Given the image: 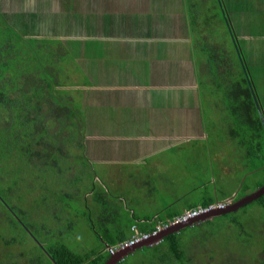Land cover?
I'll list each match as a JSON object with an SVG mask.
<instances>
[{"label":"rangeland","instance_id":"374dc122","mask_svg":"<svg viewBox=\"0 0 264 264\" xmlns=\"http://www.w3.org/2000/svg\"><path fill=\"white\" fill-rule=\"evenodd\" d=\"M85 1L31 0L32 4L27 7L28 0H9L4 11L10 21L26 32L29 37L60 35L68 52L81 53L85 49V54L89 47L82 43L85 42L86 34L84 17L75 16V12L78 11L75 7L84 5ZM186 1L189 7V26L193 36L195 65H202L201 62L206 56L205 65L213 64V56L216 55L214 64L206 66L212 74L219 72L223 58L229 60L235 58L229 34L220 19L221 10L216 0ZM223 1L229 12L233 14L231 24L233 26L234 23L235 30L239 29L237 20L239 17L241 20L245 19L242 21L243 29L249 24L252 33L256 31L260 35L261 31L264 32V25H261V30L253 27L254 20L264 22V0H256L253 13L250 12L252 14L247 16L236 13V9L246 11V6L248 7L246 0ZM90 10L92 12V9ZM23 12H32L31 17L22 15ZM45 18H49L53 23ZM196 37H199L198 44H196ZM211 42L215 50L212 49ZM79 44L81 46H78ZM58 52L64 51L59 49ZM251 56H254V53ZM76 58L82 57L77 54ZM64 67L66 70L62 69V72L58 69L56 71L54 65L48 68L55 84L58 82L63 85H56L59 92L55 95V106L57 109L60 108L63 114L69 115L68 120L62 117L65 121L63 120L61 126L65 130L61 144L63 152L58 156L59 166L56 170L43 166L38 158L34 159L27 153L32 151L30 147L35 146L30 137V130H27L29 137H25L24 133L20 136L14 133V138H12V129L0 128V137L6 142V147L0 146V153L5 158L4 178L8 180V189L4 191L0 189V194H8V197L4 199L9 204V208L13 209L14 215L20 218L25 225L32 228L38 241L43 243L49 237L54 243L62 242L67 245L77 255L95 254L98 256L103 252L102 238L108 236L107 229H110L111 233H113V226H118V230H124L122 227L132 221L120 202L127 199V195L137 197L140 202V193L146 189V185L144 181L138 179L133 182L134 185L122 189V194H118L116 189L109 192L107 187H98L90 197L87 196V191L91 190L79 184L78 180L84 173L83 171L77 172V169L85 170L83 167L85 148L82 145L85 147L92 139V135L86 134L84 132L86 128H82V125L79 128L75 127L76 122L85 117L84 111H82L83 117L77 118V121L75 119L74 124H69L74 116V110L81 109L78 99L82 97L80 92L71 91L70 88L83 86L86 75H82L81 70L73 61L64 60ZM229 71L232 72L231 80L226 85H220V80H217L219 87L215 91L212 90V96L208 92L210 76L207 72L199 76L202 85L201 113L207 140L192 141L190 145L183 146V149L175 151L174 154L167 153L159 157L162 163L161 169L159 168V173L155 175L156 178H150V181L158 189L166 190V201L170 199L176 201L177 197L183 194L182 197L185 196L182 201L183 205L199 204L204 202L205 196L228 198L235 193L239 195V198L244 196L241 198L244 200L245 196L253 195L264 185V172L254 171L255 167L260 166L259 159L249 161L246 158V151L238 147V140L231 139L227 133V123L230 121L233 126L234 116L231 109L233 106L240 105L239 101L230 98V92L232 89L236 92V85L241 82V74L232 60ZM256 83L259 99L264 106V78L257 77ZM67 101L73 104L72 110L66 109ZM57 112L58 117L60 111L57 110ZM85 112L91 113L88 109ZM22 122L28 125L27 122ZM54 132H58L56 127H54ZM98 133L102 135L103 132L98 130ZM46 161L47 159L44 160V164ZM70 161L72 167H74L73 164L78 166L74 168L72 176L69 171ZM232 172L234 173L230 174ZM162 174L166 181L162 180ZM18 176L24 179V183L15 185L14 182ZM126 176L132 177L129 174ZM118 183L119 179L114 182L116 185ZM9 185L12 187L11 193H9ZM51 188H56L61 192H58L56 196L47 194L46 191ZM169 189L175 192L170 193ZM134 192L138 195L134 196ZM69 195L73 197L65 202V196ZM155 196L161 199L160 193ZM121 197L124 200L121 201L119 199ZM241 199L239 202L242 201ZM89 201H92L93 205L91 209L89 207L90 211L86 210ZM131 202L134 204V201L131 200ZM9 223L10 218L1 224L3 227ZM18 229L17 227L16 230ZM257 233L264 235V200L262 203H252L235 214L215 218L206 225L185 228L176 234L174 239L162 241L154 247L137 250L118 264H262L259 260H264V255L259 252L264 244L258 239ZM16 235L26 241L25 247L20 249V254L25 255V257L21 256L23 258L20 260L21 264L22 262L30 264L31 258L50 264L48 257L38 250L36 244L26 236V233L19 229ZM91 263L88 261L84 264Z\"/></svg>","mask_w":264,"mask_h":264},{"label":"crops","instance_id":"0c3cea01","mask_svg":"<svg viewBox=\"0 0 264 264\" xmlns=\"http://www.w3.org/2000/svg\"><path fill=\"white\" fill-rule=\"evenodd\" d=\"M7 1L9 0H0V10L3 13H6L4 10L8 5ZM216 2L221 10L219 1ZM246 2V11L236 9L238 15L253 13L256 0ZM30 4L32 2L28 0L27 7ZM75 9L78 10L75 16L84 17L86 43H82L89 47L85 54V49L81 53L70 52L71 60L76 63L82 75H86L84 87L70 90L81 93L82 97L78 99L81 106L82 101H85L83 109H80L84 111L85 117L76 122V126L79 128L82 125V128H86L84 132L92 135L86 146L82 145L85 148L86 173L82 175L81 184L87 190L90 188L87 196L90 197L98 187H107L109 192L116 189L118 194H122V189L134 185L133 182L138 179L144 181L146 189L140 193V202L132 195H127L125 200L123 197L119 198L124 200L119 202L127 210L132 226L137 223L152 226L156 220L167 221L203 206L205 201H210L212 205L223 201L224 198L205 196L204 203L183 205V194L176 201H166V190L155 187L150 178L155 179L159 168L161 169L159 157L167 153L174 154L192 141L207 140L201 113L202 85L199 76L206 72L210 76L208 92L212 96V90L219 87L217 80H220V85H226L231 80V60L236 65L239 61L237 47L232 43H235V36L230 29L233 14L226 4L224 3V10L228 18L222 24L229 34L235 58H223L221 71L213 74L207 66L214 64L216 55L213 56V64L205 65L206 56L202 65H195L186 0H86L84 5ZM21 14L31 17L32 12ZM223 16L221 11V22ZM45 19L53 23L49 18ZM237 20L239 29H234V23L233 29L241 41L242 52L247 66L251 68L258 93L256 79L259 76L264 78V32L261 31L260 35L256 31L252 33L249 24L243 29L242 21L245 19L238 17ZM261 25H264L263 21L254 20V28L261 30ZM59 36L36 38L64 42ZM198 39L196 37V44L199 43ZM211 47L215 50L213 42ZM253 53L254 56H251ZM77 54L82 58L77 59ZM260 102L262 104L261 100ZM87 109L91 111L90 114L85 112ZM98 130L103 132L102 135H98ZM73 166H70L71 176L74 175V168H78L77 165ZM126 174L132 177L128 178ZM118 179L119 183L114 184ZM162 180L166 181L163 174ZM169 192L175 191L169 189ZM159 193L161 199L155 196ZM137 195L134 192V196ZM233 196L238 197L236 193ZM72 197L73 195L70 198ZM89 207H93L92 201H89L86 210ZM112 228L113 233L107 229L108 236L104 239L122 237L114 235L118 233V226ZM131 228H127L125 232L127 239L133 234Z\"/></svg>","mask_w":264,"mask_h":264},{"label":"trees","instance_id":"16d2710c","mask_svg":"<svg viewBox=\"0 0 264 264\" xmlns=\"http://www.w3.org/2000/svg\"><path fill=\"white\" fill-rule=\"evenodd\" d=\"M218 1L221 6V11L224 14L222 23L225 24L224 20H226L228 16L224 10V2L223 0ZM230 29L235 36V43H232L237 47V56L239 60L237 68L239 74H241V82H238L236 85V92L233 89L230 92V98L232 97L239 101L240 105L233 106L231 109L234 116L232 120L233 126L230 121L227 123V133L231 139L238 140V147H242L246 151V158L249 161L251 159H259L260 166L255 167L254 171L256 170V173L264 172V124L262 123L259 110L256 107L254 101L255 97L258 99L260 106H262V104L259 100V96H257L258 93L251 73V68L247 66L242 52L241 41L236 37L232 24H230ZM59 49L64 52L59 53ZM67 50L68 49L63 41L51 40L49 38L29 37L26 32L20 30L9 20L5 13L0 10V128L6 127V129H12V138H14V133L17 136L24 133L25 137H29L27 135V130H30V137H32V143L35 144V146L33 148L30 147L29 149H32V151L30 150L27 153L34 159L38 158L39 162L43 163V166H49V168L54 170L59 166L57 164L59 161L58 156L63 152L61 150V144L63 139L62 135L65 129L61 126V123L65 120L62 119V117L64 116V118L68 120L69 115L63 114V111L60 110V108L57 109L55 106V95L58 93L56 85H63H60L58 82L55 84L48 68L51 67V65H54L56 66V71L57 69L61 72L62 69L66 70L64 67V60L72 61L71 53ZM243 61L245 65H243ZM84 82L86 83V78L84 79ZM65 105L66 109H73V104H71L70 101H67ZM260 108L264 119V106ZM56 109L60 111L58 117ZM73 114L74 116L72 118L70 115L71 120L69 119V124H74V118L83 117V113L80 109L77 111L74 110ZM26 115L31 117H27ZM22 121L27 122L28 125ZM54 127L58 129V132L53 133ZM75 127L78 128L76 125ZM0 146L3 148L6 147V142L2 137H0ZM46 159L47 161L44 164V160ZM83 161V167H85V170L78 168V171L86 173V158H83ZM4 163L5 158L3 157V154L0 153V189L3 191L8 189V180L4 178L6 172ZM39 165L40 163L38 166ZM81 180L82 176H80L78 180L79 184L82 183ZM21 182L24 183V179H21V177L18 176V179L14 183L15 185H20ZM263 186L264 185L261 187ZM11 190L12 187L9 185V193L12 192ZM58 192H61V190L56 188H51L46 191L47 194H54L55 196L58 195ZM69 196H65V202L71 197ZM232 196L224 198L223 201L220 202H225L231 199ZM4 197H8V194H0V224L8 218H10V223L3 227L2 224L0 225V264H21L20 260L23 259L21 256L25 257L24 254H20V249L25 247L26 241L16 235L19 229L26 233V236L30 237V239L36 244L38 250L46 255L42 248L33 239L32 235L38 241L32 228L30 229L22 220H20V218L14 215L13 209L9 208V204ZM242 197L238 198L241 199ZM263 200L264 197L254 203H262ZM205 202L206 203L203 204V206L197 208H208L212 206L210 201ZM184 213L167 221L156 220L152 226L146 224L140 225L138 223L135 224V226L137 225L138 229L143 232H152L159 222L167 223L174 221ZM232 214L233 213L221 217ZM213 220L214 219H210L203 223L196 224L195 226L206 225ZM127 224L122 227L125 230L120 229L118 230V233L114 234L115 236L118 235L122 237L102 238L104 250L102 253L98 254V256L95 254H90L89 256L77 255L67 245L62 242L54 243L49 237L44 240V244L40 241L38 242L43 244L47 253L51 255L57 264H84L88 261H91V264H106L111 258V255L106 251V247L117 246L122 242L129 240L127 239L128 237L125 236V232L127 228L133 227V223L129 221ZM17 227L19 228L18 230H16ZM26 229H28L32 235H30ZM180 232L176 234H179ZM176 234L167 236L163 242L174 239ZM257 237L264 244V235L257 233ZM259 254L264 255V245ZM46 256L48 257V255ZM48 259L50 264H54L51 258L48 257ZM124 260L125 259L120 262ZM259 262L264 264V260L260 259ZM22 264L25 263L22 262ZM30 264L46 263L39 261L36 258H31Z\"/></svg>","mask_w":264,"mask_h":264},{"label":"water","instance_id":"95a60500","mask_svg":"<svg viewBox=\"0 0 264 264\" xmlns=\"http://www.w3.org/2000/svg\"><path fill=\"white\" fill-rule=\"evenodd\" d=\"M254 101H255L257 109L259 110V114H260L262 123L264 124V119L262 117V112H261V108H260L261 106L258 103V99L255 97ZM241 188H242V186H241ZM241 188H240V190H241ZM236 195H238V194H236ZM262 197H264V186L259 188L257 190V192H255L253 195L246 197L244 200L241 199L242 201L235 202L227 210H225V209L224 210H215L214 212H211L207 216L199 217V218L191 221L190 223L183 224L180 226H175V227L171 228L170 230L163 232L162 234H160L156 238H151L149 241L143 242L139 245L132 246V247H130L124 251L117 253L115 256L111 257L107 261L106 264H117L118 262L125 259L131 253L137 251L138 249H143L146 247L154 246V245H156V243L163 241L167 236L176 234V233L182 231L183 229H185L187 227H193L196 224L203 223V222L210 220V219H215V218L227 215V214L236 213L239 210L245 208L246 206H248V205L254 203L255 201L261 199ZM234 198L236 199L237 197L235 196ZM26 230L29 232L30 235H32V233L28 229H26ZM32 237L37 242V244L42 248V250L46 253V255H48V257L51 258L53 263L57 264L55 262V260L51 257V255L47 253V251L45 250V247L42 244H40V242H38L33 235H32Z\"/></svg>","mask_w":264,"mask_h":264},{"label":"built area","instance_id":"2783aa9c","mask_svg":"<svg viewBox=\"0 0 264 264\" xmlns=\"http://www.w3.org/2000/svg\"><path fill=\"white\" fill-rule=\"evenodd\" d=\"M229 205H230V201L224 203L222 202L216 203L215 205L210 206L208 208L200 207L194 210L187 211L182 216L175 219L174 221L167 223L159 222L156 228L152 232H143L140 229H138L137 226H133L132 227L133 234L129 240L122 242L117 246H107L106 251L111 255V257H113L117 253L124 251L132 246L139 245L143 242L149 241L151 238H156L163 232H166L175 226H180L183 224L190 223L191 221L199 217L207 216L208 214L214 212L215 210H224ZM159 243H156V245H158Z\"/></svg>","mask_w":264,"mask_h":264},{"label":"clouds","instance_id":"9594fccd","mask_svg":"<svg viewBox=\"0 0 264 264\" xmlns=\"http://www.w3.org/2000/svg\"><path fill=\"white\" fill-rule=\"evenodd\" d=\"M242 189V188H241ZM235 196H233L231 199H229V200H227V201H225V202H229L230 201V205L225 209V210H227L230 206H232L233 204H234V202H237V201H239L240 199L238 198L239 197V195H238V197L235 199L234 198ZM216 203H221V202H216ZM215 203V204H216ZM222 203H224V202H222ZM215 204H213V205H215ZM212 205V206H213ZM161 243V242H160ZM152 247V246H151Z\"/></svg>","mask_w":264,"mask_h":264},{"label":"flooded vegetation","instance_id":"af4514ba","mask_svg":"<svg viewBox=\"0 0 264 264\" xmlns=\"http://www.w3.org/2000/svg\"><path fill=\"white\" fill-rule=\"evenodd\" d=\"M84 103H85V101L83 100V101H82V106H81L82 109H83ZM85 131H86V130H85ZM250 196H251V195H250ZM246 197H248V196H245V198H246ZM234 203H235V202H234Z\"/></svg>","mask_w":264,"mask_h":264}]
</instances>
